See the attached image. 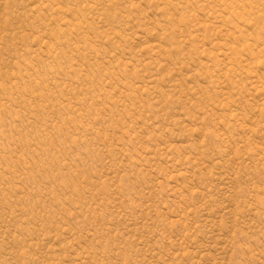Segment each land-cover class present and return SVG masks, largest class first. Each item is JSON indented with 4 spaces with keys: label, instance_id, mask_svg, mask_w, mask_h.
<instances>
[{
    "label": "rangeland",
    "instance_id": "1",
    "mask_svg": "<svg viewBox=\"0 0 264 264\" xmlns=\"http://www.w3.org/2000/svg\"><path fill=\"white\" fill-rule=\"evenodd\" d=\"M0 264H264V0H0Z\"/></svg>",
    "mask_w": 264,
    "mask_h": 264
}]
</instances>
